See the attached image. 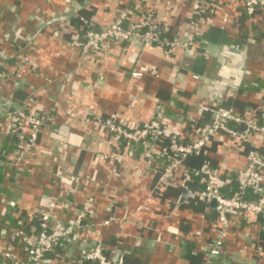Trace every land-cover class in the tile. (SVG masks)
<instances>
[{"label":"crops","instance_id":"1","mask_svg":"<svg viewBox=\"0 0 264 264\" xmlns=\"http://www.w3.org/2000/svg\"><path fill=\"white\" fill-rule=\"evenodd\" d=\"M121 9L127 22L151 12L163 35L189 39L188 47L120 42L85 55L73 44L83 38L80 17L102 29ZM0 51V72L7 74L0 78V229L35 234L50 202L54 217L70 222L92 197L82 226L92 224L96 234L85 244L99 240L113 264H264L260 217L231 212L220 255L209 257L219 225L215 206L180 196L181 183L193 191L202 187L205 162L222 191L237 189L235 172L251 152L264 158V138L217 131L207 154L188 156L161 180L162 158L145 159L140 144L124 151L117 136L83 122L116 115L136 128L158 117L159 142L173 133L189 142L214 107L259 115L264 6L249 15L243 0H203L198 13L191 0H0ZM139 67L143 75L131 77ZM19 106L46 114L47 122L29 156L15 164L29 128L7 135L4 113ZM82 238L83 227L56 242L41 264H74ZM6 242L24 254L23 246L1 236L0 251ZM0 264L9 262L0 256Z\"/></svg>","mask_w":264,"mask_h":264},{"label":"built area","instance_id":"2","mask_svg":"<svg viewBox=\"0 0 264 264\" xmlns=\"http://www.w3.org/2000/svg\"><path fill=\"white\" fill-rule=\"evenodd\" d=\"M264 6V0H243V9L246 14H252L257 8ZM192 11L198 13L203 9V0H191ZM82 24L83 38L73 40L85 55L91 53H104L109 47L120 42L139 41L142 44H159L171 48L173 46L188 47L189 39L167 38L162 34L160 24L152 21L151 12L137 22H127L126 11L121 9L117 12L112 23L106 28L94 29L90 27L88 20L80 17ZM194 24L193 19L189 22L190 27ZM192 33H190L191 35ZM3 54V51H0ZM22 65V64H21ZM144 68H133L131 77L140 78ZM5 72H0V78L6 77ZM197 77V76H194ZM260 114L254 113L249 116H242L229 107H214L211 119L200 125L195 138L189 142H183L178 134H170L165 140L159 142L158 131L160 129L159 118H152L147 124L141 127L129 128L125 126L116 115L107 117H85L83 122L103 127L109 133L117 136L122 142L124 151L131 146L143 145V157L154 161L160 157L164 160L161 165V180H168L172 172L185 158L194 155L207 154V140L217 131H222L234 138L245 139L250 134H258L264 138V100L260 105ZM6 118L5 133L15 135L24 126L29 128L27 138L14 158L15 164L28 157L31 150L38 142L41 127L46 124L47 116L44 113H31L23 106H19L4 113ZM200 173L203 178L202 187L193 191L187 189L185 183L180 196L187 199H194L199 202L209 203L215 200V210L219 225L216 237L212 241L209 257L217 258L224 245L230 225V213L233 211L256 215L264 221V158L258 152H251L245 165L235 172L237 189H230L229 193L222 191L219 175L214 167L205 162ZM92 202V197L76 210L75 217L70 222H65L54 217L55 203L50 202L41 211L38 220V228L35 234H30L23 228H1L0 236L5 239H12L24 248V254L16 251L13 243L6 242L0 251V256L9 264H41L46 252L52 251L56 242L73 236L78 228H84V238L80 246V254L74 260V264H83L84 261L94 264H113L111 258L103 253L102 243L95 240L93 245H86V237L96 234L92 224L82 226L87 211ZM209 262V260H206Z\"/></svg>","mask_w":264,"mask_h":264},{"label":"water","instance_id":"3","mask_svg":"<svg viewBox=\"0 0 264 264\" xmlns=\"http://www.w3.org/2000/svg\"><path fill=\"white\" fill-rule=\"evenodd\" d=\"M211 205L215 206L216 205V202L214 199L211 200Z\"/></svg>","mask_w":264,"mask_h":264}]
</instances>
